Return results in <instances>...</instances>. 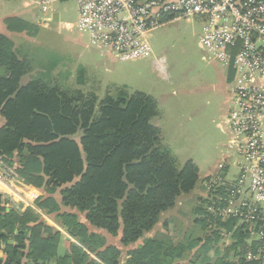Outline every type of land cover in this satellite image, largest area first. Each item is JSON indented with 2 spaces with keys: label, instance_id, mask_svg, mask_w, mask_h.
<instances>
[{
  "label": "trees",
  "instance_id": "obj_1",
  "mask_svg": "<svg viewBox=\"0 0 264 264\" xmlns=\"http://www.w3.org/2000/svg\"><path fill=\"white\" fill-rule=\"evenodd\" d=\"M4 23L9 32L28 31L19 19ZM30 70L31 62L0 34V115L5 120L0 158L10 166L16 159L21 179L45 189L50 197L39 200L37 207L54 216L78 244L59 255L61 232L32 209L7 212L0 195V255L6 257H0V264H120L116 247L90 232L76 213L62 212V207L85 214L91 226L113 237L121 233V244L129 246L155 230L162 215L195 190L199 170L192 162L179 167L164 145L160 129L151 123L158 116L152 97L118 89L116 96L108 93L98 102L95 94L42 79L23 85ZM58 191L61 205L53 197ZM200 223L208 228L206 219ZM170 240L166 233L144 239L128 253L126 264L176 263L183 254L171 251ZM244 253L235 254L239 264H247Z\"/></svg>",
  "mask_w": 264,
  "mask_h": 264
},
{
  "label": "rangeland",
  "instance_id": "obj_2",
  "mask_svg": "<svg viewBox=\"0 0 264 264\" xmlns=\"http://www.w3.org/2000/svg\"><path fill=\"white\" fill-rule=\"evenodd\" d=\"M8 18L19 19L28 29L24 33H7L13 50L31 62L23 85L29 80L42 79L63 89L95 94L98 102L108 93L116 96L119 90L130 95L143 93L155 100L159 116L151 123L161 126L164 145L171 150L179 167L192 162L200 176L195 190L182 195L175 208L159 222V226L167 223L171 251L175 248L183 254L171 264H209L219 254L235 255L253 246L252 239H257L254 225L241 219L214 218L212 214L221 215L223 203L236 194L232 192L252 165L242 160V145L232 144L234 136L228 116L230 135L224 125L226 98L213 89L219 84L218 68L209 61L200 42L204 18L180 20V27L165 35L158 30L152 34L156 38L151 40V52L128 61L102 58L90 47V35H80L78 31L77 0L55 3L46 11L38 5V0H0V32ZM157 58L164 59L167 77L157 68ZM138 71L144 75L136 74ZM80 137L79 133L75 139L79 141ZM227 157L230 159L224 162ZM12 167L18 170L17 160ZM212 174L221 175L215 181L207 180ZM16 190L29 195L25 188L17 186ZM11 191L14 190L0 194L6 206L17 204L8 197ZM239 201L236 200L235 209L239 208ZM203 219L207 229L200 223ZM228 225L232 229L228 230Z\"/></svg>",
  "mask_w": 264,
  "mask_h": 264
},
{
  "label": "built area",
  "instance_id": "obj_3",
  "mask_svg": "<svg viewBox=\"0 0 264 264\" xmlns=\"http://www.w3.org/2000/svg\"><path fill=\"white\" fill-rule=\"evenodd\" d=\"M61 1L65 0H38V5L46 11ZM77 2L80 30L90 35L93 45L107 49L119 61L148 55L147 36L168 22L204 18L203 45L221 66L228 69L233 64L238 74L228 125L232 144L242 145V160L252 165L232 192L236 194L223 203L221 215L212 214L254 225L257 239H252L253 246L246 247L242 259L247 264H264V0ZM20 181L15 167L0 166V194L14 190ZM237 199L240 205L235 209Z\"/></svg>",
  "mask_w": 264,
  "mask_h": 264
},
{
  "label": "crops",
  "instance_id": "obj_4",
  "mask_svg": "<svg viewBox=\"0 0 264 264\" xmlns=\"http://www.w3.org/2000/svg\"><path fill=\"white\" fill-rule=\"evenodd\" d=\"M5 20L2 23V29H1L0 34L6 36L8 38H10L9 35L7 34V33H9V31L7 30L6 25L4 23ZM47 21H50V20L48 19ZM180 22H181L180 20H178V21H171V22H168L167 24H165L163 27H161V28H159L157 30L152 31L147 36V42H148L149 46H150L151 40L156 38L155 36H152L153 33L157 32L158 30H161V32H162L161 35H165L169 30H171V29H173L175 27H180ZM204 27L205 26L203 24V28L201 30V36H200L201 37V41L200 42H201V46H202L203 51H205V53L208 56L209 61L214 66H216L218 68L219 84L216 85V87H214L213 89L216 90V91H218L221 95L224 94V96L226 98V102H225L226 103V106H225V110H224V117H223V119H224L225 128H226L227 132L230 135L231 133H230V130L228 128L226 119H227V116H228L229 111L231 110V105L233 103L232 102V100H233V98H232L233 97L232 96L233 95L232 94L233 85L236 82V78H237V75L238 74L236 73L233 64L228 69L224 68L223 66H221L220 62L217 61L213 57V55L205 48V46L202 43V38H203V35H204V33H203ZM78 31H79L80 35H82L81 33H83V32L80 30L79 27H78ZM12 34H15V33H12ZM90 44H91L90 47L93 48L94 50H96V52H98L101 55L102 58H110V59L112 58V59H114V61H119L107 49L99 48V47L93 45L91 43V41H90ZM155 64H156L157 68L161 71V73L164 76H166L167 75V70H166V66L164 64V59L157 58L155 60ZM107 70H108V68H107ZM136 74L141 75V76L144 75L141 71H138ZM109 77L110 76H108V80H109ZM161 103L162 104L164 103V100L162 98H161ZM4 125H5V120L0 115V129ZM156 127H159V129L161 131V134H162L163 133V130H162L161 126L158 125ZM229 159H230V157H227L226 159H224L225 160L224 162H227V160H229ZM2 161H3V164H7L4 160H2ZM15 161H16V159H15ZM7 165H9V164H7ZM18 167L20 168L19 162H18ZM17 186H19V188L20 187L21 188H25V190L28 191L29 195L28 194H23L22 192H18V190H16L17 189ZM12 193H14V194H12ZM12 193H11L12 196L9 195L8 197H12L13 200L15 199V201L17 202V204L16 205L14 204L13 206H7V208H6L7 209V212H9L11 209L18 210L19 212L20 211L24 212L27 209H32V210H34L41 217V221H43L46 225H48L49 227L54 228L57 231L61 232L62 239H61V244H60V248H59V255H64L66 253V251H68L70 249V246L72 244H78L77 241H75L72 237H70L60 227V224H59L58 220L55 219L54 216L47 215L46 213H44L43 211H41L37 207V202L39 200H41V199L44 200V199L50 197V195L47 194V192L45 191V189H37V188H34V187L26 184L21 179V181L16 185V187L14 188V191ZM33 196H35L36 198L34 200H31L30 198H32ZM53 197L57 201V203L61 205V203H62V197L60 195V191H58V193H56L55 195H53ZM62 212L76 213L78 215V217H79L80 223L87 225V227L89 228L90 232L104 236L106 238V241H107V245L108 246H114V247H116L121 252L120 264H126L127 263L128 253L130 251H133V250L138 249L141 245H143L144 244V239H153L155 237V231H156V234L157 235L159 233H166L165 232L166 230L164 228V225L159 226L160 225L159 224L157 226V228H155V230H153L152 232L146 234L145 237L142 240H140L139 242H137L135 244H132V245H129V246H123L121 244V233H119V236L118 237H113V236L109 235L106 231L101 230V229H97V228L91 226L87 222L85 214H81V213L77 212L76 210L67 209V208L62 207ZM165 214H167V213H165ZM165 214H163L162 217H164ZM158 227H162L161 230H159ZM0 257L3 258V259L6 258L4 254H1ZM239 260H240V258L238 256H235L234 254L233 255L232 254L230 255V253H229V256H228V253H226L225 256H222V257L219 254L218 258L215 259V260H211L209 262V264H239V262H238Z\"/></svg>",
  "mask_w": 264,
  "mask_h": 264
}]
</instances>
